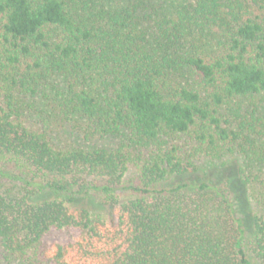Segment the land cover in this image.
Returning <instances> with one entry per match:
<instances>
[{"label":"trees","instance_id":"16d2710c","mask_svg":"<svg viewBox=\"0 0 264 264\" xmlns=\"http://www.w3.org/2000/svg\"><path fill=\"white\" fill-rule=\"evenodd\" d=\"M48 77L65 82L64 114L115 138L114 148L60 149L24 125ZM259 95L264 0H0L1 257L258 264L252 254L264 264V113L254 108L238 129L221 116L224 105ZM182 137L193 155L212 157L243 137L238 181L243 204L258 208L251 223L212 183L222 172L199 177L180 156ZM131 166L140 187L123 186ZM126 189L133 197L118 200ZM90 193L104 197L107 216ZM52 230L77 235L46 244Z\"/></svg>","mask_w":264,"mask_h":264},{"label":"rangeland","instance_id":"374dc122","mask_svg":"<svg viewBox=\"0 0 264 264\" xmlns=\"http://www.w3.org/2000/svg\"><path fill=\"white\" fill-rule=\"evenodd\" d=\"M64 85V80L48 77L43 82L40 93L30 101L32 103L31 109L23 115L22 122L24 125L32 131L43 133L54 146L60 149H91L97 147L111 150L114 148L116 144L115 138L93 134L88 123L75 116H66L62 108H59ZM254 108L264 113L263 96L259 95L252 98L236 99L222 107L221 116L232 124L233 129H238L239 125L246 121L245 119L248 118ZM243 143V137H240L235 142L233 152L224 151L218 157H212L204 153L193 155L192 149L194 143L189 142L186 137H182L178 141V145L181 147L180 156L187 159L190 155L189 157H191L192 162L199 169V177H203L205 173L213 174L218 171L223 173V178L211 177L212 183H221L220 186L228 188L227 190L230 193L229 197L236 203L238 211L242 214L241 216L246 223H251L253 215L257 212L258 208L254 200L250 198L248 201L245 199L247 205L243 204L241 201L243 198L240 196L242 190L238 181V171L246 163L245 157L240 152L238 146L243 145ZM227 146L229 145H226L224 150ZM139 178V170L131 166L123 178V186L127 188L140 187L141 183ZM225 178L229 180L228 184L224 181ZM6 183V181L0 180V185H5ZM115 195L118 200L124 201L133 197V192L130 189H126L116 191ZM103 199L104 197L98 193H90L89 202L94 211L107 216L108 208L103 204ZM76 235V232L73 230H52L44 236V242L46 244H64L75 239ZM251 256L254 258L253 261H257L256 263L259 264L255 255L251 254ZM0 264L25 263L20 261H5L0 255Z\"/></svg>","mask_w":264,"mask_h":264}]
</instances>
